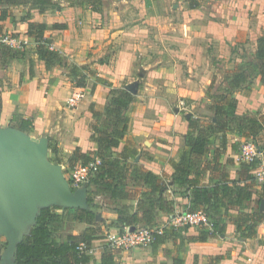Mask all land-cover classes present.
I'll use <instances>...</instances> for the list:
<instances>
[{
    "label": "crops",
    "instance_id": "obj_1",
    "mask_svg": "<svg viewBox=\"0 0 264 264\" xmlns=\"http://www.w3.org/2000/svg\"><path fill=\"white\" fill-rule=\"evenodd\" d=\"M167 1L170 0H116L117 5H113L114 10L108 15L107 11L88 10L96 17L88 21L89 12L80 6L81 0H0V10L10 12L8 18L0 21L2 34L22 40L21 46L12 47V52L7 54L1 49L0 41V126L18 127L20 119H30L33 130L29 134L36 138L47 137L49 145L56 150L62 147L68 154L75 148L82 152L95 151L96 143L91 139L95 117L90 107L103 111L109 92V87L96 82V78L118 87L120 78L142 68L146 72L139 75L145 86L141 93L136 90L135 96L140 95L143 99L140 103L147 106L125 114L129 117L128 129L115 149H135L136 154L128 160L163 176L167 181L165 193L173 197V208L182 211L187 208L188 198L179 196L170 180L173 168L169 159H176L183 147L188 121L181 117V112L168 110L164 98L168 95L200 98L208 82L211 83L213 54L222 51L218 56H224L223 51L240 40L257 41L251 21L261 9L257 4L259 0H200L203 3L196 7L190 6L196 0H174L176 3L171 5H176L177 9L168 11L165 6L160 7L161 2ZM128 2L140 4L137 16L132 12L136 18L132 19V13L122 9ZM218 2L221 8L216 16H221V20H213L212 12ZM29 22L45 25L50 47L62 56V65L46 67L38 58L35 40L28 34ZM74 66L84 67L87 72L82 87L72 82L75 76L70 70ZM184 67L188 74L182 72ZM79 89L84 90L83 98L70 105L69 96ZM247 100L246 104L238 102L235 114L258 108ZM197 105L192 104L191 108L197 110ZM155 115L159 120L153 128L148 125ZM221 140L216 145L222 151L219 163L231 178L238 179L240 161L236 143L225 147L223 138ZM213 149L206 161L211 160ZM208 174H205L206 182ZM256 189L258 194L254 196L261 200L258 208L264 212L263 188L257 184ZM108 199L106 205L110 206H103L102 210L107 215L101 214L97 221L109 232L106 230L104 238L98 236L91 242L93 251L87 264H100L104 249L113 253L117 264H173L175 255L181 256L184 264H264V221L258 226L256 238H241L230 219L223 218L226 222L223 234L211 236L207 227L186 226L176 229L155 249L152 244L111 248L106 242L108 233L116 235L128 225L117 220L114 207L120 199L111 198L110 194ZM135 199L130 203L134 204ZM160 214L161 222L169 228L168 215ZM2 239L0 237V255L4 249H1ZM217 256L221 258L211 260Z\"/></svg>",
    "mask_w": 264,
    "mask_h": 264
},
{
    "label": "trees",
    "instance_id": "obj_2",
    "mask_svg": "<svg viewBox=\"0 0 264 264\" xmlns=\"http://www.w3.org/2000/svg\"><path fill=\"white\" fill-rule=\"evenodd\" d=\"M197 3L190 4L196 7ZM10 16L8 9L0 10V21ZM25 20V19H23ZM46 28L43 23L29 22L28 34L32 36L36 43V53L38 58L45 62L46 67L56 64L62 65L63 58L58 51L50 47V40L45 35ZM0 35L2 27L0 25ZM4 54L12 52L14 49L1 43ZM255 56L264 67V37L257 39ZM72 76L76 78L77 86H84V79L87 72L84 67H72ZM228 84L232 88H237L246 82V76L241 71L230 74ZM96 82L109 87L108 99L103 111H96L90 107L95 121L91 125V139L96 143V150L82 152L75 148L70 155L72 165L80 162L88 163L95 156L101 159L98 171L89 181L90 186H97L108 192L111 198H119L120 201L115 207L117 220L122 225L141 224L147 227H154L162 224L157 216L158 213H170L173 209V197L166 194L167 181L157 173L143 168L137 163L129 161V157L136 154L135 149L124 147L118 156L111 155V149L117 148L123 140L129 123V117L124 110L134 101L135 91L133 87L118 88L113 87L106 80L97 77ZM264 82V76H262ZM219 103L216 105V114L229 113L235 110V103L231 92H224L214 95ZM1 109V99H0ZM102 117L109 119L111 128L100 126L98 120ZM15 119V115H12ZM216 126L213 132L222 131L227 122L215 120ZM264 125V123H263ZM18 128L27 133L33 130L30 119H20ZM213 134L207 135L204 132L195 133V119H188V130L185 135L183 147L178 151L177 158H170L169 162L173 168L170 180L178 189L179 196L188 198L185 210H203L211 220L212 229L209 230L211 236L223 234L226 230V222L223 218H229L234 224L236 231L241 238H256L258 226L264 221V212L251 209L248 206L252 198L255 177L252 170L256 161H240L239 178L233 179L221 167L219 157L222 153L217 147L213 149L211 160L205 161L208 155V145L213 140ZM52 152L55 153L56 149ZM131 169L130 181L141 187L139 191H130L125 187V173ZM208 174V181H205V174ZM264 185V184H263ZM263 193H264V186ZM89 192V191H88ZM135 199L131 204L130 200ZM87 208H64L58 206H47L40 210L36 222L30 227L28 233L23 236L17 244L14 254L15 264H87L91 255L86 252H79L76 249L78 243L90 246L91 242L97 238L99 233L96 228L97 215L93 210V203L87 198ZM72 210L73 221L86 223V227L78 234L67 233L64 237L57 236V229L63 224L66 214ZM140 213V214H139ZM176 229L172 227L164 228L162 234L157 235L152 243V248L162 243L165 239L174 234ZM217 256L211 260H217ZM100 264H117L113 258V253L104 249L101 255ZM173 264H184L181 256L173 257Z\"/></svg>",
    "mask_w": 264,
    "mask_h": 264
},
{
    "label": "rangeland",
    "instance_id": "obj_3",
    "mask_svg": "<svg viewBox=\"0 0 264 264\" xmlns=\"http://www.w3.org/2000/svg\"><path fill=\"white\" fill-rule=\"evenodd\" d=\"M257 1V4H259L261 11L256 15V18L251 21V25L253 30L258 35L264 37V0ZM197 4L203 3L200 0L194 1ZM116 0H81V7L86 9L87 12H89V16H86L88 18V21H92L93 19H96L92 17L91 12L95 13H101L102 11H107V15L109 14L110 10H114L113 5L116 4ZM171 3H176L174 0H170L169 2H161L160 7L161 8H167L168 11H172L177 9L176 5H171ZM165 6V7H164ZM221 4L218 2L215 6V11L212 12L213 20H221L218 18L217 12L220 10ZM126 12L130 13H137L140 9V4L137 3V5L125 3L123 5V8ZM90 10V11H88ZM130 14L133 18H136L135 15ZM171 13V12H170ZM104 15V13H103ZM93 18V19H92ZM198 21H200L198 19ZM94 22V21H93ZM96 23V22H94ZM91 25V24H90ZM5 34V33H3ZM256 39L250 40H240L235 42L234 44H231L227 51H223L224 56H218L222 53V51H218L217 54H213V58L211 61V73L212 78L211 83L208 82V84L205 87V90L203 91V94L200 98H194V100L190 98H177L173 97L171 95H168L164 98V100L168 104V110L181 112L180 115L182 118L190 119L193 117L195 119V133L204 132L207 135L213 134V140L210 141L208 145V153L213 148H217L216 145H219L223 138L224 144L226 147V144H231L235 141L236 143V150L239 151V148L241 144H243L246 141H250L256 144V146L259 148V150L264 155V82H262V76H264V67H262V64H260V61L255 56V50H256ZM241 71L246 76V82L242 85H240L237 88H232L228 84V80L230 78V74ZM143 72H146L142 68H139L134 70L132 75L130 74L127 77L120 78L121 81L117 83L118 88L122 89L126 86H131L139 91V93L142 92L144 85V80L140 78L139 74H143ZM184 74H188L187 68L184 67V70H182ZM72 82L76 84V80L72 79ZM125 84V85H124ZM224 92H231L233 101L235 103V110L237 108L238 102L241 103H247V98L249 99L248 103H252L253 105H256L258 107L256 110L253 111H247L243 112L242 114H235V110L228 111L229 113L222 114H216V105L219 103L214 98V95H220ZM84 93V90H83ZM172 94V92L170 93ZM138 95V94H137ZM135 96L134 98V104L130 103L127 108L125 109V114H130L131 112H136V110L139 108L141 109V106H147V104L140 102L143 101L142 98H140V95ZM180 100V101H178ZM251 101V102H250ZM199 103V105H197ZM177 104V106H175ZM195 104L199 106L196 110V108H191V105ZM179 106V107H178ZM196 106V107H197ZM180 107H186L185 109H180ZM199 108H201L202 112H199ZM190 109L192 111H190ZM150 118V117H148ZM155 118V119H153ZM216 118H218L221 122H227V124L223 127L222 131H215L213 132V127H219L216 126ZM159 118L157 115L155 117H152L149 119L150 123L148 126H151L153 128L157 127V122ZM98 123L100 126L106 127L107 129L111 128L112 122L109 119H106L105 117H102L98 120ZM146 124V123H145ZM220 128V127H219ZM218 128V129H219ZM154 131V130H152ZM152 133V132H150ZM185 136L183 135V142H184ZM220 140V141H219ZM53 148H49L48 150V158L50 161L60 164L64 173V176L67 178L69 176V171L72 169V167L75 165H72L70 162V155L66 152H64V149L58 148L59 150H56L55 153L52 152ZM221 149V148H220ZM121 150L118 149H111V155L118 156L120 154ZM210 157L209 154L207 155V158ZM206 161V159H205ZM131 167L127 169L125 173V187L130 191H139L136 185H134L130 181L131 177ZM255 179V178H254ZM260 185L263 187L264 185L261 182H258L255 179L254 186L252 187V198L248 203L249 208L251 209H257L258 205L260 204V199L254 196V194H258V190L256 189V185ZM88 192V197L91 199L93 203V210L95 211L97 215V219L100 217V215L104 214L107 215L106 211L103 210V206H110V204H107L110 200L108 199V192L102 190V188L97 186H90ZM111 203V202H110ZM118 205V204H117ZM115 208V207H114ZM179 208H173L170 213H165L168 215V220L172 217V215L178 213ZM72 217V210H69L66 214V218L63 222V224L57 229V236L64 237L67 233H73L76 234L80 233L85 227L86 223L73 221L71 219ZM158 220L161 222L163 219L162 214L158 213L157 216ZM96 219V228H98L99 233L97 235L100 236L99 238H104V234H106V230L109 232V229H106L101 227L103 224H99L101 222L97 221ZM162 223V222H161ZM105 225V224H104ZM103 230H102V229ZM259 228V227H258ZM2 246L1 249L5 248L6 241L3 238L1 240ZM109 246V245H108Z\"/></svg>",
    "mask_w": 264,
    "mask_h": 264
},
{
    "label": "water",
    "instance_id": "obj_4",
    "mask_svg": "<svg viewBox=\"0 0 264 264\" xmlns=\"http://www.w3.org/2000/svg\"><path fill=\"white\" fill-rule=\"evenodd\" d=\"M48 150L47 137L0 126V237L6 241L0 264H15L17 244L35 224L41 208L88 207L90 188L73 189L61 165L49 160Z\"/></svg>",
    "mask_w": 264,
    "mask_h": 264
},
{
    "label": "built area",
    "instance_id": "obj_5",
    "mask_svg": "<svg viewBox=\"0 0 264 264\" xmlns=\"http://www.w3.org/2000/svg\"><path fill=\"white\" fill-rule=\"evenodd\" d=\"M0 41L10 47H19L22 45V40L16 39L9 34H2ZM84 96L83 90L79 89L71 93L68 98L70 105L77 104ZM239 161H256L257 164L252 170L255 179L258 182L264 184V155L256 146L255 143L246 141L241 144L238 153ZM101 165V159L97 156L92 158L88 163L82 164L76 163L69 171L67 180L70 186L75 189L81 186H88L89 181L93 175L98 171V167ZM167 225L173 229H178L186 226H204L209 230L212 229V223L208 215L203 210H182L172 215L167 222ZM165 223L154 227H147L141 224L128 225L123 228V231L116 235L108 233L106 237L107 244L112 248L118 247L122 249L132 247H145L151 245L157 235L162 234ZM76 249L79 252H86L91 254L93 249L91 246H87L84 243H78Z\"/></svg>",
    "mask_w": 264,
    "mask_h": 264
}]
</instances>
